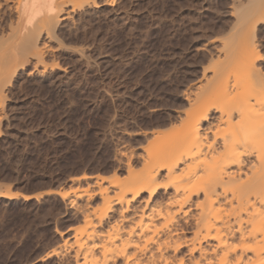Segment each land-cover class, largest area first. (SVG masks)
I'll list each match as a JSON object with an SVG mask.
<instances>
[{
    "label": "rangeland",
    "instance_id": "1",
    "mask_svg": "<svg viewBox=\"0 0 264 264\" xmlns=\"http://www.w3.org/2000/svg\"><path fill=\"white\" fill-rule=\"evenodd\" d=\"M63 10L39 36L42 59L24 60L2 86L0 191L13 195L0 196V210L10 199L36 200L22 210L32 218L0 238L5 264L25 240L22 264H74L72 235L84 208L99 205V184L124 177L127 162L137 168L177 132L199 79L198 90L219 98L210 79L227 59L223 48L247 42L264 56V0H68ZM12 15L0 19L1 37Z\"/></svg>",
    "mask_w": 264,
    "mask_h": 264
},
{
    "label": "bare ground",
    "instance_id": "2",
    "mask_svg": "<svg viewBox=\"0 0 264 264\" xmlns=\"http://www.w3.org/2000/svg\"><path fill=\"white\" fill-rule=\"evenodd\" d=\"M66 3L0 0V19L13 14L0 36V104L16 66L42 59L41 34ZM224 49L227 59L210 79L222 86L219 98L198 90L199 79L174 136L147 150L137 168L127 162L124 177L113 172L99 184V205L84 208L72 235V263L264 264V56L247 42ZM160 189H170L163 203L154 200Z\"/></svg>",
    "mask_w": 264,
    "mask_h": 264
},
{
    "label": "trees",
    "instance_id": "3",
    "mask_svg": "<svg viewBox=\"0 0 264 264\" xmlns=\"http://www.w3.org/2000/svg\"><path fill=\"white\" fill-rule=\"evenodd\" d=\"M25 194H29L32 192L31 189H24ZM50 198L49 196H44L41 200L44 202L46 199ZM36 203L34 198L22 199L19 200L10 199L5 208H1L0 210V238L6 236L10 233L12 229H15L20 224H26L29 219L32 218L29 214H24L22 212L23 209H28L30 205ZM28 253V240L24 241L22 246L18 249L16 256L10 261L18 259L19 263L27 262L28 258H26ZM6 262L0 258V264H5ZM8 263V262H7Z\"/></svg>",
    "mask_w": 264,
    "mask_h": 264
}]
</instances>
